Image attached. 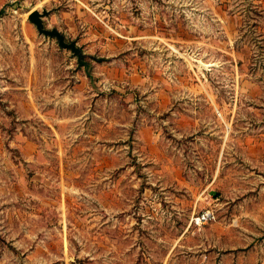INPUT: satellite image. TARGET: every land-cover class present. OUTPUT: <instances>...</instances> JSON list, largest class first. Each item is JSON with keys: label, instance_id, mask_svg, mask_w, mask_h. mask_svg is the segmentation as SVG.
<instances>
[{"label": "rangeland", "instance_id": "rangeland-1", "mask_svg": "<svg viewBox=\"0 0 264 264\" xmlns=\"http://www.w3.org/2000/svg\"><path fill=\"white\" fill-rule=\"evenodd\" d=\"M7 2L0 264H264V0Z\"/></svg>", "mask_w": 264, "mask_h": 264}, {"label": "built area", "instance_id": "built-area-1", "mask_svg": "<svg viewBox=\"0 0 264 264\" xmlns=\"http://www.w3.org/2000/svg\"><path fill=\"white\" fill-rule=\"evenodd\" d=\"M214 216H215L214 212L211 209H206V210H203L202 212L198 213L193 218V220H195V223L201 224V223H204V222L210 220Z\"/></svg>", "mask_w": 264, "mask_h": 264}, {"label": "water", "instance_id": "water-1", "mask_svg": "<svg viewBox=\"0 0 264 264\" xmlns=\"http://www.w3.org/2000/svg\"><path fill=\"white\" fill-rule=\"evenodd\" d=\"M18 3V2H17ZM15 5V2H7L6 4H4L1 8H0V15L3 14L5 11H6V7L7 5ZM30 18L32 20H34L36 23L39 24L40 22V15H39V12L38 11H34L30 14Z\"/></svg>", "mask_w": 264, "mask_h": 264}]
</instances>
